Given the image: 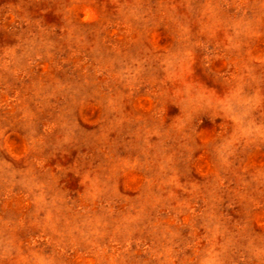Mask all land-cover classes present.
Segmentation results:
<instances>
[{
  "label": "rangeland",
  "instance_id": "obj_1",
  "mask_svg": "<svg viewBox=\"0 0 264 264\" xmlns=\"http://www.w3.org/2000/svg\"><path fill=\"white\" fill-rule=\"evenodd\" d=\"M0 264H264V0H0Z\"/></svg>",
  "mask_w": 264,
  "mask_h": 264
}]
</instances>
